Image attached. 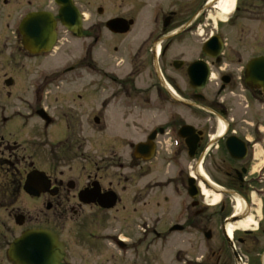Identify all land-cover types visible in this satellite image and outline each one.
Here are the masks:
<instances>
[{
  "label": "flooded vegetation",
  "instance_id": "1",
  "mask_svg": "<svg viewBox=\"0 0 264 264\" xmlns=\"http://www.w3.org/2000/svg\"><path fill=\"white\" fill-rule=\"evenodd\" d=\"M221 1L0 0V264L38 229L61 264H264V0Z\"/></svg>",
  "mask_w": 264,
  "mask_h": 264
},
{
  "label": "water",
  "instance_id": "2",
  "mask_svg": "<svg viewBox=\"0 0 264 264\" xmlns=\"http://www.w3.org/2000/svg\"><path fill=\"white\" fill-rule=\"evenodd\" d=\"M68 16L69 14L66 17ZM66 17H64V22L70 24L71 19ZM249 71L252 77H264V58L253 61L249 66ZM39 177L38 172L30 176L25 189L34 193L35 183L39 186ZM10 257L16 264H60L63 249L55 236L46 231L33 230L24 234L12 245Z\"/></svg>",
  "mask_w": 264,
  "mask_h": 264
},
{
  "label": "rangeland",
  "instance_id": "3",
  "mask_svg": "<svg viewBox=\"0 0 264 264\" xmlns=\"http://www.w3.org/2000/svg\"><path fill=\"white\" fill-rule=\"evenodd\" d=\"M73 45H76V46H74V48H72V45H71L70 48L71 49H77L78 42L74 41V44ZM101 53H102V59L103 60H106V61H109V62H111L112 60H114V58H113V56H114L113 50L111 48H108V43L107 42H106V46H104V44L102 42ZM75 54H77L76 51L74 52V55ZM67 57H69L67 54H62V53H59L57 56H54V58H55V60H54V66L51 67V68H49V69L52 70V71L61 69L63 67V65H64V62L63 61H65ZM58 64H60L61 67H59V66L57 67ZM84 80H91V79L86 78Z\"/></svg>",
  "mask_w": 264,
  "mask_h": 264
},
{
  "label": "bare ground",
  "instance_id": "4",
  "mask_svg": "<svg viewBox=\"0 0 264 264\" xmlns=\"http://www.w3.org/2000/svg\"><path fill=\"white\" fill-rule=\"evenodd\" d=\"M235 6V0H222L218 7L224 12V14H228L233 11ZM243 228L249 227L248 223L242 224ZM233 229H230V232L232 233Z\"/></svg>",
  "mask_w": 264,
  "mask_h": 264
}]
</instances>
